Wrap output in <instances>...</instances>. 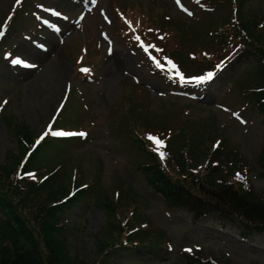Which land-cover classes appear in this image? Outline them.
<instances>
[{
    "label": "rangeland",
    "instance_id": "374dc122",
    "mask_svg": "<svg viewBox=\"0 0 264 264\" xmlns=\"http://www.w3.org/2000/svg\"><path fill=\"white\" fill-rule=\"evenodd\" d=\"M195 1L196 5L194 0H180L179 4L177 0H0V31L5 37L0 39V167L11 171L23 156L20 133L25 135L28 129L33 139L37 138L58 114L63 117L58 124L88 133L82 143L78 139L61 145L53 141L37 151L32 161L39 177L61 167L55 189L71 191L75 174L90 186V194L61 216L68 227L64 241L67 264H193L185 257L186 249L193 251L199 262L264 264V236L243 242L238 229H223L216 218L196 223L185 211L168 210L148 188L140 170L139 160L145 152L133 138L157 132L168 138L170 133L174 158L181 159L185 150L192 160L189 163L195 165L216 159L229 181H233L235 169L249 168L250 185L255 194L264 197L259 163L264 149V114L244 97L246 76L257 57L242 58L224 69L218 82L191 100L180 97L184 93L152 73L140 47L130 44L122 33L118 16L133 19L145 29H163L166 52H176L175 59L192 74L203 72L208 62L220 58V39L211 32L217 30L220 36L232 29L234 5L253 17L252 24L259 23L254 33L264 32V0H241L240 5L238 0L233 8L222 0H205L202 9ZM42 19L56 26L59 34ZM204 49L214 50L211 54L216 57L199 53ZM190 52L197 55L195 59L189 58ZM178 53L188 59H180ZM14 58L21 63L14 64ZM80 61L93 67L90 78L77 70ZM67 97V107L60 114ZM218 139L221 144L215 150L212 144L218 146ZM234 153L241 162L231 171L228 167ZM131 187L136 207L131 203L115 215L104 207L103 201L110 203L105 198L116 203L118 191L126 195ZM14 191L18 195L26 190ZM66 191L56 193L55 199H62ZM13 199L18 202L17 196ZM131 212H135L133 216ZM23 214L40 249L49 254L39 223L28 210ZM2 217L0 209V220ZM120 219L140 227L145 242L170 247L163 250L168 255L154 251L153 246L144 251L132 248L110 253L123 235L121 227L125 225ZM9 237L4 236L0 224V245L10 244ZM46 237H50L49 229Z\"/></svg>",
    "mask_w": 264,
    "mask_h": 264
},
{
    "label": "trees",
    "instance_id": "16d2710c",
    "mask_svg": "<svg viewBox=\"0 0 264 264\" xmlns=\"http://www.w3.org/2000/svg\"><path fill=\"white\" fill-rule=\"evenodd\" d=\"M222 1L226 3L227 7H232L235 2H238V0ZM240 2L241 0L238 2L239 5ZM233 7L236 17L232 29L221 33L220 36L217 30L211 32V36L220 39L222 46L219 49L221 56L217 59L226 61L231 58L241 60L250 56L257 57L258 60L255 61L252 70L246 76L248 88L244 97L248 103H253V106L264 114V32L258 30L257 33H254L259 23L252 24V16L245 15L239 6L234 5ZM229 38L234 39L231 42ZM222 40L228 45H224ZM223 51L225 54L222 55ZM203 52L210 54L213 58L216 57L211 54L214 50L206 49ZM175 53L171 55L173 56ZM178 57L188 59L183 53H178ZM215 66V61H212L208 62L204 68L214 69ZM15 126L21 127L18 124ZM19 136V142L25 150L23 156L17 159L16 165L11 171L0 167V209L3 214L0 224L3 227L4 236L10 235L11 241L10 244L0 245V264H67L69 259L64 251V241L68 227L66 229L61 216L65 213V209L90 194L88 190L90 186L87 183H82L75 174L73 176L75 181L72 183L74 187L71 191L69 188L67 191L59 187L55 189V181L58 180V174L62 171L61 167L58 166L50 174L39 177L38 170L32 166L37 151H40L42 147L50 146L55 140L47 138L41 144L42 146L33 150L32 146L36 137L33 139L34 136H31L28 129H25V135L20 133ZM32 140L33 142H31ZM133 140L145 152V157L142 158V161L139 160L145 183L157 197L163 200L168 210L185 211L196 223L200 219L216 218L220 220L223 227L238 229V233L244 239L251 240L255 236H264V198L256 195L249 183L229 181L221 167L213 166L212 162L204 164L196 162V165L189 163L192 160L187 157L185 150L182 151L180 159V157L174 158L172 151L166 148L165 159L162 161L154 150V144L146 137L136 136ZM30 142L31 144H29ZM60 143L62 142H58L59 145H61ZM231 157H233L232 165L228 168L232 171L231 167L234 164L238 166V155L232 154ZM259 162L262 167L261 176L264 177V149L259 157ZM29 173L33 174L29 175ZM38 181L45 183L39 184ZM23 189L26 191L18 195L14 191ZM63 191L66 193L62 195L63 197L61 196L62 199H55L56 193ZM133 192L132 187L126 195L125 192L120 195L118 191L119 200L115 203L107 197L105 199H108L110 203L107 205L103 201L104 207L108 206L114 215L119 208L131 206V203L136 207L133 203L136 202ZM20 194L25 195L21 196ZM14 196H17L18 202L14 201ZM47 202L53 203L47 204ZM25 210L31 212L32 220L39 223V231L44 232V241L49 254L40 249L35 233L23 214ZM131 213L133 216L135 212ZM136 217L133 218V221L136 220ZM120 220L125 225L121 227L118 222L123 235L120 240L115 241L110 253L115 250L121 252L122 249L130 247L147 249L153 246L154 251L168 255L163 250L169 248L167 249L163 243L145 242L143 230L140 227L134 226L132 223L129 224L128 219ZM46 229L50 230V237H46ZM156 234L162 237L161 233ZM109 252L107 255L110 254ZM185 257L192 259L191 263L193 264H218L217 262L195 261L194 253L186 252ZM72 264L76 263L72 262Z\"/></svg>",
    "mask_w": 264,
    "mask_h": 264
},
{
    "label": "snow or ice",
    "instance_id": "6c2138e0",
    "mask_svg": "<svg viewBox=\"0 0 264 264\" xmlns=\"http://www.w3.org/2000/svg\"><path fill=\"white\" fill-rule=\"evenodd\" d=\"M17 2L19 3L20 0H17ZM177 3H180V0H177ZM191 15V13H189ZM11 17H9L10 19ZM125 23L128 24V26L130 28H132L133 32H135V27L131 24V22L125 20ZM151 31V30H149ZM0 35H3V32L0 31ZM161 39H163V37H160ZM135 40L138 43V46L145 52L146 55H148V58L155 64V66L160 69V70H164V65L161 64L160 60L157 59L156 56L151 55V51L152 49H154L157 52H161L162 49H158L156 48L155 45H147L145 44L140 36H135ZM14 64H19L21 63V61L19 60H13ZM166 63L169 65L168 67V71L169 72H174L175 73V78H178L182 83H191L194 82L198 85H203L209 81H211L213 79V77L215 76L214 72H208L206 75L194 78V80H188L184 77V75L182 73L179 72V70L176 68V65L173 64L170 60H166ZM220 66L218 65L217 68H219ZM81 72L84 73H88L90 72L89 69L87 68H81ZM49 134H51L52 136H65V137H71V136H80V137H84L87 134L84 132H64V131H55L52 128V125L49 124L48 129L40 136L39 140L37 141V143L40 142V140H43L46 136H48ZM147 139L152 142L155 145V151H157L160 159L163 161L165 159V153L163 151H160V149H163L165 147L164 142L159 139L156 136L153 135H148ZM236 179L243 181L244 177L242 174L237 173L236 174ZM185 251H191L190 249H186Z\"/></svg>",
    "mask_w": 264,
    "mask_h": 264
}]
</instances>
